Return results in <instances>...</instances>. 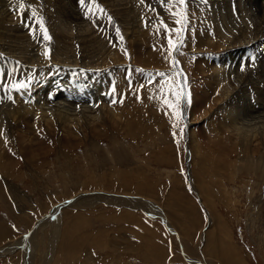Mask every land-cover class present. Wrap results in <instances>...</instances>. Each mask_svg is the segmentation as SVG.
Returning <instances> with one entry per match:
<instances>
[{"label": "rangeland", "instance_id": "rangeland-1", "mask_svg": "<svg viewBox=\"0 0 264 264\" xmlns=\"http://www.w3.org/2000/svg\"><path fill=\"white\" fill-rule=\"evenodd\" d=\"M233 1L230 0L231 3L226 4L225 9L230 21L221 23L239 30L237 37L241 40L238 41L248 42L250 46L245 47L248 52L243 53L235 51V46L229 48L232 49L231 56L236 57L228 60L227 65L234 61L236 63L229 65L231 71L225 82H238L240 88L244 85L240 90L244 99L240 101L242 109L239 116L243 122H252L254 118L249 116V109L256 105V101L264 104L257 96L256 87L263 78L260 71L264 66L259 60L264 58V41L257 42L263 39V35L260 36L261 39L253 40L263 28L264 14L260 10L252 12L247 6V0ZM48 3L53 12L51 8L46 9L45 14L48 13L49 18L47 24L55 26L53 17H56L57 30H61V34L65 30L74 32L73 41H57V44L46 42L38 30V24L35 25L37 31L34 39L28 27L25 35L27 44H24L27 48L23 59L28 66L23 65L24 73H27L25 76H30L22 83L26 86L33 83L39 70L37 60L40 66L45 64L49 67L54 58L57 63H75L73 71L88 69L86 73H97L100 80L102 77L104 87L101 88V98L105 102L94 93L92 81L87 80L85 73L80 72L85 78L77 84L75 75L68 72L70 80L59 85L63 99H57V105L64 110L61 111L62 115L71 114L73 109L82 110L81 106L71 104L67 97H77L75 95L79 94L88 105L99 104L97 107L100 108L108 106L102 109L105 113L114 107V111L122 112V124L126 123L115 136L108 133L109 138L107 135L101 140L94 139L96 144L88 142L87 138L78 143L77 139L66 136L65 140L70 147L63 146L58 140L62 132L58 131L59 136L53 141L52 147H48L49 143L42 145V148L28 146L32 152L25 158L19 154H12L9 158L0 155V165L7 161L12 162L13 166L10 171L7 169L8 176H0V182L8 181L7 191L12 192H8V200L5 199V187V198L0 194V264H264V144L252 143L254 149L245 154L239 150L231 151L236 143L225 141L229 152H220V148L213 144L218 136L210 138L213 141L204 140L201 136L191 138L188 129L189 123L195 124L197 134L203 135L198 125L207 127V120L201 123L204 116L199 109L195 112L196 117H192L190 113L197 92L195 88L211 89L207 84L210 71L205 72L206 63L200 62V59L202 56H218L222 52H212L203 44L205 40L199 39L208 29L205 26L199 29L187 17L178 35L175 29L181 25L175 23L178 17L172 15L178 9L164 11L157 17L163 23L158 22L144 41H140L139 36L136 37L129 31L126 41L122 37V43L127 42V47L119 49L111 38L121 40L115 33L116 28L120 27L114 26L113 21V26L110 25L105 15L101 19V14L94 10L97 23L94 24V16L84 20V13L80 10L79 3H76L77 8L73 7V10L79 11L78 17L68 19L65 14L63 16L60 13L64 9L62 0H48ZM57 7L61 9L60 12L57 11L58 16ZM165 7L170 9L168 4ZM246 16L253 18L248 19ZM129 22L125 23L126 27ZM191 22L193 25L189 27ZM102 23L110 26V30L102 29ZM164 24L173 30L170 36L179 47L178 53L169 55V34L165 32ZM88 29H92L91 32L98 34L104 42H88L85 38ZM195 34L200 37L196 39ZM199 42L201 46L204 45L202 50H198ZM243 42H239V45H243ZM59 47L62 48L61 52ZM63 51L67 54H63ZM114 52L119 56L109 57ZM102 54L108 61H103L100 67L95 59ZM5 57L0 55V62L7 64ZM173 58L178 61L179 69L180 64L184 65L186 74L182 70L181 73L184 74H175ZM204 60L209 59L204 57ZM251 66L256 69H250ZM54 67L55 71L58 70V66ZM27 68L32 70L27 71ZM237 70L242 72L237 73ZM55 71L53 75L57 72ZM18 72L21 73V69ZM160 73H165V76L161 77ZM246 74L251 77L249 82L244 79ZM202 76L206 77L205 85L202 80L198 82ZM99 89L100 87L97 91ZM181 90L185 95L179 105L181 118L177 119L165 100L175 104V93ZM20 91L25 94V102H30L35 96L29 88L26 91V87H23ZM215 95L216 93L211 98L214 99ZM45 103L44 108L47 110L44 112L48 116L45 120L53 121L57 109L50 103ZM101 103L105 105L102 106ZM262 113L264 112L259 114ZM263 117H258L253 123L258 120L261 122ZM31 126L35 127L33 124ZM218 126L224 130L222 124ZM26 135V140H30L33 132L29 129ZM95 136L92 133L88 137ZM111 137L116 143L110 140ZM3 146L0 148L1 154ZM15 160H20L21 163ZM81 195L95 199L87 201L84 198L85 202H80L76 198ZM96 195L104 196L105 199H98ZM53 211L56 212L50 214ZM44 216L48 217L47 221L44 220L45 224L30 239L31 224L40 222ZM160 216H163L165 222ZM21 238L29 241L23 240L24 243L21 241V244ZM26 251L30 253L29 259L24 256Z\"/></svg>", "mask_w": 264, "mask_h": 264}, {"label": "bare ground", "instance_id": "bare-ground-1", "mask_svg": "<svg viewBox=\"0 0 264 264\" xmlns=\"http://www.w3.org/2000/svg\"><path fill=\"white\" fill-rule=\"evenodd\" d=\"M239 1H245V0H239ZM62 2L64 3V9L62 8L64 13L60 12L61 9L59 10V7H57L56 16H58L57 11H59L63 16L65 14L67 16V18L70 17L73 19H77L79 11H74L73 7L77 8L76 3H78V0H62ZM229 2H230V0H187V2H186L187 17L191 18L193 20V24H197V27L199 26L198 27L199 29L203 26H205L208 29L205 31V34L202 35L201 37L199 36V34H195L194 37H196V39H197V37H200L199 39H204L205 42H203V44L206 45L209 49H211L212 52L218 53L219 50L222 51L218 56L216 54L214 57L208 55V56H202V59H200V62L206 63V65H205L206 71L205 72L208 73L210 71V77L208 79L207 84L209 86H211V89H208V88L202 89V88L198 87V89H199L198 90L197 87L195 88L197 90V92H196L195 97H194L192 111L190 114L192 115V117H196L195 112L198 111V109H199L201 111L200 114L202 116H204V120L201 123H203L204 121L207 120L208 121L207 127L206 128L204 127L206 125H201V126L198 125L199 131L203 134V135H199V134H197L198 131H196L195 124L193 125L192 123L191 124L189 123V126L188 125L187 126L189 129V133H190L191 138L195 137V136H201L202 138H204V140L207 139V141H213L210 138H212L214 136H218L215 139V141H213L214 142L213 144H216L220 148V152L221 151L222 152H226V151L229 152V149L225 143V141H227V142H231L234 144L236 143V146H232L231 151L239 150V151H243L245 154H247L248 151H250V149H254L252 147L253 146L252 143L254 144V142H255L257 145L258 144H264V117L261 119V122H259V120H258V122L253 123V121L255 119H257L258 117L264 116V113L259 114L260 112H264V104L257 103L258 101H256L255 102L256 105L253 108L249 109V111H248L249 116L251 118H254V120H252V122L251 121L250 122H243L241 119L242 117H240L241 116L240 111L242 109V104L240 101L242 99H244V97H242V95L240 94L241 93L240 90L244 85L240 88V83H238V82L233 83V81H231L230 84H227L225 82V78L229 74L228 72L231 71V70H229V65L236 63V61H234L235 63L233 62V63H230L227 65V62H229L228 60L235 59L234 57H236V56H234V57L231 56L230 50H232V49H229V48H233L235 46L233 48L235 51H237L238 53H240V52L243 53V52L247 51L246 48L250 46V44H248V42L238 41V40H241L240 37H237L239 30L233 29L232 28L233 26L231 27V25H230V27H226V25L224 23L223 24L221 23V21H223V22H226V21L229 22L230 21L229 16L226 14L228 12L225 11V9L227 8L226 4H229ZM19 3H20V0H0V55L6 56L5 59L7 61V64L0 62V148L2 145L5 146V147L3 146L4 147L3 154L0 153V155H2L1 157H8L9 158L10 155H12V154L13 155L19 154L20 156L25 158V156L28 153L30 155V152H32V150L30 151L28 149V146H30V147L34 146V147L42 148L41 147L42 145L43 146L45 144L48 145V143H49L48 147L49 146L52 147V145L54 144L53 141L57 140V136H59L58 131L62 132L60 134L59 139H58L59 142L63 146L67 145V147H70V144L68 141L65 140L66 136H71L74 139H77L76 141L78 143H82L83 141H85V138H87L86 140L88 142H91L92 144H96V141H94V139L95 140L96 139L101 140L103 138H106L107 135H109L108 133L115 136L116 132L120 131L121 128L123 129V125L126 122L125 123L123 122V124H122V122H121V120H122L121 113L122 112L118 113V112L114 111V107H111L113 110L111 109V110H109V112L105 113L102 110L104 107L103 108L97 107L99 104L88 105L87 103H85V102H87L86 100H83L79 96V94L78 95L76 94L75 96H77V97H70V96H67V97H68L71 104L76 105L78 107L81 106L82 110L81 109L80 110L73 109L71 111V114H68V113L65 114L64 113L65 115H62L61 111H64V110H62V107L57 105V99H63V97L60 95V92H59V90H60L59 85H61V83L63 84L65 82H68V80H70V79H68L69 75L67 76L68 72L73 73V76L75 75V80L78 82L77 84H80L81 79L85 78L84 74H81V73H85L87 75L86 77L88 78L87 80L90 82L92 81L93 85L91 87H93L94 93L96 95L100 96V98H101V93L103 92V90H101V88L104 87V83L101 82L102 77L100 80L98 78L99 75L97 73L96 74H94L93 72H92L93 74L92 73L91 74L86 73L87 72L86 70H88V69H83L84 71H75V70L73 71L72 67L76 66L75 63H71L72 65L57 63L58 61L55 62V60H54L55 58L53 57L54 59H52V61L50 62L51 66L49 67L48 65H45V64L40 66L39 65L40 62L37 60L36 66L38 67L39 70H38L37 74H35L36 76H34L33 83L31 82L32 84H29V85L27 84V86L26 85L24 86V87H26V91L29 88L30 91L32 92V94L34 93L35 96H34V98H32V100L28 99V100H30V102L24 101L25 94H23L20 91V89L17 90L14 87V85L20 84V83H22V81L26 82L28 80V79L26 80V78L28 77L29 74L27 75V77L25 76L27 73L26 74L24 73L23 63L26 65V67L28 66V64L23 59L25 56L24 51H26L25 49L27 48L24 45V44H27V41H25V35H26L27 30H28L27 24L31 23V19H30V9H28V8H26L25 11L23 12V17L21 16V14L19 12ZM25 3H26V5L27 4H35V7L37 9L39 17H42L44 20V24H45V27L47 29L48 35L51 38L48 41H50L51 44H53V43L57 44V41H63L64 43H66V41H73L74 32H67L65 30V33L61 34V30H57V19H56V17L55 18L53 17V21L55 22V26H51V25L47 24V18H48L47 14L48 13L45 14V11L47 8H51V10H52V6L48 3V0H25ZM97 3H99L100 6L106 10V13L104 14L106 16V18H107V16H111L112 21L115 23L114 26L120 27L121 36L125 38V41L127 39L129 31H131L136 37L139 36L140 41H144V38L148 37L150 30H153L155 28V26L157 25V23L159 22V19L157 18V17H160V16H158L159 14L161 15V13L164 11H171V10H177L178 9L176 6H173L172 8L167 9L165 7L167 5V3H162V0H145V3H143V4L141 3V0H97ZM246 3L248 4L247 6L249 7V9L252 12H254L255 10H260L262 12V15L264 14V0H247ZM102 4H104V5H102ZM236 6H238V5H236ZM245 6H246V4H245ZM240 7L241 6H239V8ZM129 8H131V9H129ZM13 9H16V11H14ZM80 10L83 11L84 16H85V9L80 6ZM94 10H95V8L93 7V11ZM52 12H53V10H52ZM229 14H230V12H229ZM232 14L235 15V13H233V12H232ZM92 16L95 17L94 24L97 23V21H96L97 20L96 19L97 14L92 15ZM234 17L232 15V18H234ZM245 18H248V17L246 16ZM250 18H253V17H250ZM250 18H248V19H250ZM254 18H257V17L255 16ZM87 19L88 18H86V16H85L84 20H87ZM128 20L130 22L128 23V27H126L125 23ZM145 20L148 21L147 27L145 26ZM236 21H237V19H236ZM238 21L240 22V20H238ZM244 21L246 22V20H244ZM109 23H111V22H109ZM113 24L111 23L110 25L113 26ZM193 24L191 22V25H189V27H191ZM240 24H241V22H240ZM240 24H238V25H240ZM262 24H263V28H261V30L258 31L259 35L254 36L253 40L257 39V38L261 39L260 36H262V35H263V39L257 40V42L258 41H264V18L262 20ZM102 25H103V23H102ZM37 26L39 27V25H37ZM97 26H99V25L97 24ZM251 26H252V24H251ZM103 27H102V29L110 30L109 29L110 26L107 27L106 24L103 25ZM236 27H237V25H236ZM92 28H93V25H92ZM251 29H252V27H251ZM91 30L92 29H88L86 31L85 38L88 42L89 41L104 42L98 34H94L93 32H91ZM230 30H231V32H230ZM106 33L107 32H105V34ZM154 33H155V30L151 34L153 35ZM129 34H131V33H129ZM106 35H108V34H106ZM111 39L113 41H115L113 43L116 44V46H118L119 49L123 48L124 46H126V44H128L127 42L122 43V41H124L123 39L122 40H118V38H111ZM34 41H37V40H34ZM119 41H121V42H119ZM196 41H198V40H196ZM239 42H243L244 44L239 45L240 44ZM255 43H256V41H255ZM84 44L87 46V43H84ZM107 44H108V42H107ZM100 45H101V43H99V46ZM201 45L202 44L199 42L197 45V46H200L198 48V50H202L204 48V45L203 46H201ZM52 47H50V48H52ZM87 47H89V46H87ZM90 47H92V46H90ZM243 47H244V49H242ZM257 47H258V45H257ZM59 48H61V47H59ZM260 48H262V47H260ZM30 49H29V51H30ZM102 49H103V47H102ZM61 50H62V48L60 49V52H61ZM64 51H63V54L66 53ZM259 51H260V49H259ZM43 52H45V51H43ZM56 53L59 54L57 51H56ZM72 53H73V51H72ZM103 54L101 57H98L97 59H95L97 62V66L102 67V65H103L102 62L107 60V57H103ZM31 55H33V54H31ZM51 55H52V53H51ZM69 55H70V53H69ZM58 56H60V55H58ZM111 56H112V58H114V57L116 58L119 56V54L117 52H114L113 55H109V57H111ZM27 57H28V55H27ZM65 57H66V55H65ZM94 57H97V56H94ZM204 57H206V59H209V60H204ZM215 58L218 60L215 61L214 60ZM244 58H242V59H244ZM247 58H248V56H247ZM239 59H240V56H239ZM72 60H73V58H72ZM33 61H35V60H33ZM114 61H115V59H114ZM259 61L262 63V66H264V58L260 59ZM48 63H49V61H48ZM68 63H70V62H68ZM113 65H114V63H113ZM54 66H56V67L58 66V70H56L57 72L55 71ZM92 66L95 67V65H92ZM32 68L34 69V67H32ZM180 68H181L180 71L182 70V72H184L185 74L187 73V70L184 67V65L180 64ZM235 68H236V66H235ZM252 68L256 69L255 66H251L250 69H252ZM19 69H21V71H22L21 73L18 72ZM76 69H77V67H76ZM78 69H81V68H78ZM31 70L32 69L27 68V71H31ZM54 71L56 73L53 75L52 73ZM240 71L242 72V70H237V73H239ZM184 73H182V74H184ZM203 74H204V72H203ZM260 74L263 78L258 82V84L256 86L257 87V96L259 97L260 100L264 101V68H262V70L260 71ZM205 79H206V77L202 76L201 79L198 80V82H201V80H202V81H204L203 83L205 85L206 84ZM244 79L248 80V82H249V79H251V77L248 74H246L244 76ZM252 79H253V77H252ZM90 82H88V83H90ZM71 83L75 84L73 82H71ZM197 84H200V83H197ZM99 87H100V89L97 91V88H99ZM126 87H127V85H126ZM215 93H216V95L214 96V99H212L213 98L212 95ZM251 93H252V91H251ZM33 95H32V97H33ZM52 95L54 97H51ZM211 96H212V98H211ZM71 101H76V102L73 103ZM97 101H99V100H97ZM101 101L105 102V100L103 98H101ZM249 101H250V99H249ZM45 102H48L47 105L50 103L52 106H54L57 109V110H55L57 113L54 116L53 121H46L45 120V117H48L47 115L45 116V112H44V110L45 111L47 110L44 108V106L46 104ZM81 102H83L82 105L79 104ZM101 104L103 106L104 103H101ZM106 107H108V106H105V108ZM51 108H53V107H51ZM95 113H97V114H95ZM207 114H209V115L205 117V115H207ZM239 114H240V116H239ZM27 119H28V121H27ZM255 123H257V124H255ZM31 124H33L36 128L31 126ZM218 124H222L224 126V130L221 127H219ZM252 124H255V125H252ZM1 125H2V127H1ZM29 129H30V131L33 132V136L29 138L30 140H26V136H27L26 133L29 131ZM92 133H94L98 137L97 138H96V136L95 137H88ZM61 136H64V137H61ZM109 137H110V135L108 136V138ZM41 139H42V142H40ZM35 140H37V141H35ZM110 140L113 143H116V140L114 138L111 137ZM223 145H225V146H223ZM218 147H217V149H218ZM263 147H264V145H263ZM49 150L51 151V149H49ZM262 150H264V149H262ZM15 161L19 162L20 160H18V161L15 160ZM19 163H21V162H19ZM11 165H12V162L7 163V161L4 165L1 164L0 165V176L1 175H3V177L8 176L7 175L8 174L7 169L10 171L13 168V166H11ZM8 185H9L8 181L0 182V194L1 195L4 196L5 192L3 191L4 190L3 188L5 187V190L7 191L8 187H9ZM8 192H10V191H7L6 198L4 196V198L7 200L10 199ZM10 193L12 194V192H10ZM96 196H98V197H96L98 199H100V198H101V200L105 199L104 196H99V195H96ZM84 198H86L87 201H89V199H92L94 197L91 198V196L88 197L85 195H81L80 197H77L76 199L77 200L80 199V202H83L84 200H86ZM16 201H17V199H16ZM98 201H100V200H98ZM73 204H76V203H74V201H73ZM145 206H148V205L145 204ZM55 212L56 211H53L50 214H53ZM47 216H44L43 218H41L40 222L36 221V223L33 222L31 224V226H30L31 234L29 236L30 239L32 237H34L37 234V232L39 231V229L41 228V226L43 224H45L44 220L47 221V219H48ZM160 217H161L162 221L165 222L163 216H160ZM165 226H167V225L165 224ZM3 229H6V227ZM7 230H8V228H7ZM5 233H7V232H5ZM23 240H26V239L21 238L20 243ZM26 241L28 242L29 239H27ZM23 243H24V241H23ZM24 256H25V258L29 259L30 253L26 251ZM227 260L230 262L229 259H227ZM228 261H227V263H228ZM234 262H236V260H234ZM22 264H32V263L23 262Z\"/></svg>", "mask_w": 264, "mask_h": 264}, {"label": "snow or ice", "instance_id": "snow-or-ice-1", "mask_svg": "<svg viewBox=\"0 0 264 264\" xmlns=\"http://www.w3.org/2000/svg\"><path fill=\"white\" fill-rule=\"evenodd\" d=\"M186 2L187 0H162V3H167L168 6L171 8L172 6H176L178 8V11L176 12H172V15L175 17H178L175 20V23L177 25H181V27H178L175 29L176 33L179 35L182 31V26L183 24L186 22L187 20V10H186ZM79 5L85 9V16L86 18H91L92 15H94L93 13V7L95 8V10L97 12H99L101 15L99 18H103V15L105 13V9H103L99 3H97V0H78ZM141 3H145V0H141ZM180 6H184V7H180ZM28 8L30 9V19H31V23L27 24V26L30 28L32 34H33V38L36 39L34 33L37 31L35 25H39V31L43 34V39L45 41L50 40V36L48 35L47 29L45 27L44 24V20L42 17H39L37 9L35 7V4H27L25 3V0H20L19 3V12L21 14V16L23 17V12L25 11V9ZM14 11H16V9H13ZM107 19L109 20V22L112 21V17L111 16H107ZM161 23H163V21H161ZM148 21L145 20V26L147 27ZM164 30L166 33L169 34V39H168V50H169V55H172L173 52L178 53L179 52V47L177 46L176 43L173 42V40L171 39V32L173 31L172 29L168 28V26L166 24H164ZM116 34L117 36L122 40V36H120V29L116 28ZM45 55H47V53H45ZM172 65L173 68L175 69V74H182L180 69L177 67L178 65V61L175 60V58H173L172 60ZM161 77L165 76V73H160L159 74ZM25 85L23 83L20 84H16L14 85V87L19 90L20 88H23ZM183 88V82L181 84V89ZM184 93L181 91H177L175 93L176 96V102L175 104L169 102L168 100H165V103L173 109V115L177 117V119L181 118V111H180V101L181 99L184 98Z\"/></svg>", "mask_w": 264, "mask_h": 264}, {"label": "crops", "instance_id": "crops-1", "mask_svg": "<svg viewBox=\"0 0 264 264\" xmlns=\"http://www.w3.org/2000/svg\"><path fill=\"white\" fill-rule=\"evenodd\" d=\"M179 230H181V227H178ZM180 232V231H179Z\"/></svg>", "mask_w": 264, "mask_h": 264}]
</instances>
